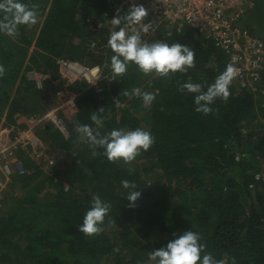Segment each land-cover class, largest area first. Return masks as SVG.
I'll return each mask as SVG.
<instances>
[{"label": "trees", "instance_id": "obj_1", "mask_svg": "<svg viewBox=\"0 0 264 264\" xmlns=\"http://www.w3.org/2000/svg\"><path fill=\"white\" fill-rule=\"evenodd\" d=\"M121 1L25 0L38 5L37 23L20 26L15 37L0 34V63L6 68L0 77V128L25 127L27 117L53 106L56 87L37 90L26 78L29 66L53 80L59 77L60 58L110 64L109 32L97 34L92 27ZM250 12L244 25L262 37L264 17L258 14L264 15V0ZM166 30L147 41L190 45L194 67L160 77L143 75L129 63L101 94L72 83L66 90L76 95L77 123H68L69 137L48 123L35 130L54 161L20 156L26 172L13 177L12 190L1 200L0 264H151L149 251L190 229L217 258L226 254L235 264H264V183L255 179L264 169V69L253 91L231 81L227 100L217 98L211 113H198L194 94L179 85L191 79L207 86L228 57L194 29L161 38ZM133 87L155 92L150 106L123 95ZM102 107L101 133L141 127L153 135L154 143L135 158L137 164L93 157L77 138L75 127L91 124L92 111ZM122 179L140 187L134 206L125 200ZM94 194L111 208L102 231L88 236L77 226Z\"/></svg>", "mask_w": 264, "mask_h": 264}, {"label": "clouds", "instance_id": "obj_2", "mask_svg": "<svg viewBox=\"0 0 264 264\" xmlns=\"http://www.w3.org/2000/svg\"><path fill=\"white\" fill-rule=\"evenodd\" d=\"M116 13L109 20L112 27L107 39V47L113 53L110 56V67L114 75H123L129 63L135 65L143 75L154 74L160 77H167L170 73H183L194 67L196 53L190 45L169 43L163 39L151 42L142 39V33H147L152 25V22H142L148 15V9L143 4L132 3L123 15L120 14V9H117ZM38 15L36 4L27 3L25 0H0V34L17 36L20 26L36 24ZM93 70L99 71V66ZM5 72V66L0 63V77ZM238 72L239 69L230 62L207 86L189 79L181 83L179 89L194 94V110L207 115L213 111L212 105L217 98L228 99L229 86ZM123 95L139 97L142 103L148 106L155 99V92L144 91L140 87L125 90ZM103 112V107L92 111L91 124H78L75 127L77 138L88 144L93 157L102 155L110 162L121 161L127 164L142 151L146 152L154 143L151 132L141 127L113 128L101 133L100 129L104 128L106 119V116L102 115ZM120 184L126 190L125 200L129 206H134L142 194L138 190L140 187L128 179H122ZM110 208L109 201L99 195H92L82 222L77 226L78 231L88 236L100 233ZM205 248L200 233L190 229L180 234L173 233V238L164 246L148 252V260L151 264H235V257L225 254L222 258H217L212 252H206Z\"/></svg>", "mask_w": 264, "mask_h": 264}, {"label": "built area", "instance_id": "obj_3", "mask_svg": "<svg viewBox=\"0 0 264 264\" xmlns=\"http://www.w3.org/2000/svg\"><path fill=\"white\" fill-rule=\"evenodd\" d=\"M132 3L143 4L148 9L143 23L152 22L149 31L142 33V39L147 41L155 38L162 29H167L163 34L160 33L164 39L173 30L179 32L184 27L194 29L215 42L227 55L229 63H234L239 69L232 79L233 83L240 88L255 89L260 71L264 69V35L259 37L253 34L244 25V21L247 14L255 8L256 0H122L113 11L102 13L101 18L94 22L92 31L97 34L101 31L110 32L112 26L109 20L117 14L116 10L120 9V14L123 15ZM56 64L59 77L53 80L49 74L37 71L34 67L29 66L26 70L27 80L37 90L47 93L52 85L57 90L52 98L53 106L39 115L29 116L25 129L13 125L1 129L0 193L12 182L14 176L25 174L21 155L35 162L48 161L49 165L53 163L54 160L47 156V144L35 130L48 123L64 138L69 137L68 123H77V108L74 102L76 95L70 94L66 87L80 82L85 90L93 89L96 94H101L106 87L109 88L115 77L108 63L84 64L60 58ZM96 66H99V71L93 70ZM105 70L108 72L105 73ZM255 179L264 183V169L255 174Z\"/></svg>", "mask_w": 264, "mask_h": 264}, {"label": "rangeland", "instance_id": "obj_4", "mask_svg": "<svg viewBox=\"0 0 264 264\" xmlns=\"http://www.w3.org/2000/svg\"><path fill=\"white\" fill-rule=\"evenodd\" d=\"M259 15V18H263L264 17V15H261V13L260 14H258ZM261 16V17H260ZM261 24L263 25L264 24V20H263V22H261ZM253 91V90H252ZM140 114V113H139ZM0 132H3V130H0ZM5 136V134H3L2 135V137H4ZM137 162H139V161H137V159H134L133 161H131V162H129L130 163V165L132 166L133 164H137ZM12 185H13V181L6 187V189L4 190V191H2L1 193H0V206L3 204V202H1V200L3 199L4 200V198H5V195H6V193H8L10 190H12Z\"/></svg>", "mask_w": 264, "mask_h": 264}]
</instances>
